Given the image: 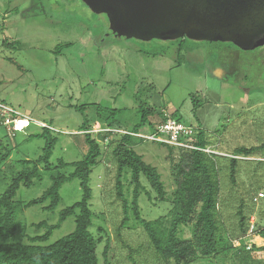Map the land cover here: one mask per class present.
<instances>
[{
  "label": "rangeland",
  "instance_id": "374dc122",
  "mask_svg": "<svg viewBox=\"0 0 264 264\" xmlns=\"http://www.w3.org/2000/svg\"><path fill=\"white\" fill-rule=\"evenodd\" d=\"M0 101L30 117L51 122L59 130L51 131L57 138L49 159L52 164L58 159L71 162L82 158L87 144L78 129L84 120L97 129L105 124V115L111 114L121 120L122 128L131 130L139 120L141 103L154 109L149 121L156 122L163 113L171 116L176 112L184 124H199L220 141L219 148L228 152L236 146H258L264 144V44L244 50L230 41L125 38L111 32L105 13L92 11L82 0H0ZM40 131V127L31 125L12 136L0 124L1 152H5L4 148L11 150L0 164V193L21 168L19 160L35 159L42 153L45 139L29 136ZM139 133L149 134L150 129L142 127ZM134 140L133 149L157 168L170 191L175 161L170 159L167 148L155 141L138 137ZM101 143L106 153L92 168L89 180L91 209L95 213L90 230L95 234L98 225L107 230L108 264H133L114 231L122 212L113 188L115 165L109 154L113 145H106V140ZM177 151L173 152L175 159ZM254 155L264 157V147ZM254 159L239 162L245 188L264 182L259 178L264 177V162ZM142 181L153 197L148 182L144 178ZM49 184L45 173L35 186H21L15 199L26 202L38 197ZM124 184L126 190L127 181ZM224 184L227 182L222 179ZM81 194L79 180L73 179L62 185L61 202L53 212L34 205L19 213L18 220L27 225L26 234H40L44 229L31 227V222L55 223L59 210L78 201ZM126 194L130 199V189ZM222 194L227 195V189ZM153 201L144 193L139 197L146 219L165 214L169 208L168 203ZM249 206L253 208L250 221L264 225L258 215L262 210L260 201L251 205L249 202ZM231 214L224 213L227 228L234 221ZM74 226V217H68L44 244L62 237ZM120 232L121 240L131 248L141 247L140 255L134 253L137 263L146 260L156 264L140 226ZM263 244V238L255 234L233 241V247L225 253L190 264H262L264 251L246 247L240 252V247ZM103 245L101 242L97 249L99 264H104Z\"/></svg>",
  "mask_w": 264,
  "mask_h": 264
},
{
  "label": "trees",
  "instance_id": "16d2710c",
  "mask_svg": "<svg viewBox=\"0 0 264 264\" xmlns=\"http://www.w3.org/2000/svg\"><path fill=\"white\" fill-rule=\"evenodd\" d=\"M179 38L188 39L185 36ZM0 102L7 104L4 101ZM138 112L139 120L131 130L122 128L121 120L112 118L111 114L105 115L106 122L99 125L98 130L89 124V121L84 120L78 131L84 134L87 150L82 158L76 161L58 159L56 164L49 161L57 142L50 128L43 127L39 133L29 135L43 137L45 143L42 153L37 158L19 160L21 168L0 193V264H99L97 249L101 242L104 243L101 257L104 264H108L110 238L107 230L102 225L97 226L95 234L90 230L94 225L95 213L91 209L92 190L89 180L92 168L106 153L101 143L105 140L108 141L106 145H113L109 152L115 165L113 188L115 199L120 203L122 212V218L114 231L116 238L128 250L127 257L133 264H149L146 260L141 263L136 262L134 253L141 254L140 246L133 249L121 240L120 231L135 226L143 229L148 242L147 249L151 255L156 256H152L156 264L170 262L190 264L199 258H213L232 248L233 241H240L255 234L260 235L264 240V225L251 223L253 208L249 206V202L251 205L260 201L262 210L258 215L264 219V198L258 196L260 190H264V182L245 188L240 180L242 168L239 164L240 161H247L251 157L259 163L264 162V157L254 155L264 147V144L250 147L236 146L228 152L219 148L220 141L213 139L199 124L194 126L196 131L191 135L193 143L198 147H209L214 152L208 153L196 149L177 151L172 146L159 142L167 148L170 159L175 161L172 165L173 188L167 191L157 168L144 161L142 155L133 149L134 139L138 137L133 134L139 133V130L145 126H148L150 133L154 132L155 126L165 121L166 116L163 113L158 121H149V117L155 112L145 103L139 105ZM171 116L181 121V117L176 112ZM46 123L53 126L51 122ZM106 129H124L127 132L105 131ZM8 132L12 136L15 134ZM110 136H112L111 140L108 139ZM4 149L5 152H1L0 144V164L11 153L9 148ZM174 151L178 153L177 159L173 157ZM65 168L71 170L63 171ZM45 173L50 184L40 196L26 202L15 199L21 186L26 188L35 186L43 180ZM143 178L154 192L153 197L143 184ZM257 178L255 181L258 180ZM73 179L79 180L81 198L60 209L55 223L40 220L29 224L31 227L43 228L42 233L26 234L27 225H22L18 220L19 213L34 205L53 212L61 202L62 185ZM222 179L226 180L227 185L222 186ZM124 181H127L126 190ZM129 189L130 199L126 194ZM223 189H227V195L222 194ZM143 193L149 201L153 199V203H168L169 208L165 214L153 219L144 218L138 203ZM262 194L264 197V193ZM226 211L232 212L231 217L234 220L230 228L224 224ZM70 216L74 217L73 230L49 244H44L53 231ZM251 225L253 228L249 232ZM246 247L248 246L242 245L240 252H244ZM251 250L264 251V244L250 246ZM245 256L247 259L248 255ZM237 264L243 263L240 261Z\"/></svg>",
  "mask_w": 264,
  "mask_h": 264
},
{
  "label": "water",
  "instance_id": "95a60500",
  "mask_svg": "<svg viewBox=\"0 0 264 264\" xmlns=\"http://www.w3.org/2000/svg\"><path fill=\"white\" fill-rule=\"evenodd\" d=\"M105 13L116 36L264 44V0H82Z\"/></svg>",
  "mask_w": 264,
  "mask_h": 264
},
{
  "label": "built area",
  "instance_id": "2783aa9c",
  "mask_svg": "<svg viewBox=\"0 0 264 264\" xmlns=\"http://www.w3.org/2000/svg\"><path fill=\"white\" fill-rule=\"evenodd\" d=\"M166 116V120L157 124L155 126V130L149 134H140L135 133L133 135L142 137L149 141H156L168 144L175 148L180 149H196L203 150L208 153L214 152L211 148H202L198 147L193 143L191 135L196 131V129L192 126L186 125L181 121L176 120L175 118L169 116L168 114H164ZM0 116H1V124L6 127V129L12 133H23L26 131L28 127L34 125L36 127H47L53 131H59L53 126L48 125L46 122L42 120H38L36 118L30 117L29 115L23 113L19 109H15L14 107L3 104L0 102ZM98 130V129H96ZM105 131H114V132H122L125 133V130H113L106 129ZM259 197H262L263 194L258 193ZM258 197V198H259ZM253 223V222H251ZM253 226H250L249 232L252 231ZM250 248V246H248Z\"/></svg>",
  "mask_w": 264,
  "mask_h": 264
}]
</instances>
